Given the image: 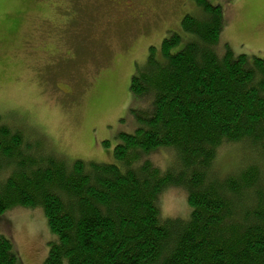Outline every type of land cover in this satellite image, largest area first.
<instances>
[{"label": "trees", "instance_id": "trees-1", "mask_svg": "<svg viewBox=\"0 0 264 264\" xmlns=\"http://www.w3.org/2000/svg\"><path fill=\"white\" fill-rule=\"evenodd\" d=\"M193 2L181 17L190 39L178 47L171 32L131 75L149 110L133 109L114 161L70 160L0 115V214L41 207L43 264H264V55L234 57L219 39L222 6ZM232 145L235 164L217 166ZM164 147L176 157L162 169L151 156ZM168 186L185 191L186 218L161 214ZM17 258L0 235V264Z\"/></svg>", "mask_w": 264, "mask_h": 264}, {"label": "rangeland", "instance_id": "rangeland-1", "mask_svg": "<svg viewBox=\"0 0 264 264\" xmlns=\"http://www.w3.org/2000/svg\"><path fill=\"white\" fill-rule=\"evenodd\" d=\"M125 1L0 0L2 120L70 160L114 161L119 134L137 126L133 109L149 110L147 97L130 92L131 75L171 32L182 36L178 47L188 41L181 17L198 11L193 0H129V9ZM210 1L222 6L219 39L232 55H264V0ZM142 6L145 17L135 20ZM238 151L221 147L217 166L230 168ZM175 157L170 147L151 156L162 169ZM158 202L165 217L189 214L179 186L166 187ZM2 234L16 246V264H43L51 234L40 206L1 212Z\"/></svg>", "mask_w": 264, "mask_h": 264}, {"label": "flooded vegetation", "instance_id": "flooded-vegetation-1", "mask_svg": "<svg viewBox=\"0 0 264 264\" xmlns=\"http://www.w3.org/2000/svg\"><path fill=\"white\" fill-rule=\"evenodd\" d=\"M125 3H126V5L128 6V9H129V5H130L129 0H126ZM143 6H142V9L141 10H136L135 11L134 17H133L135 20L143 21V17H145V13H144V10H143ZM144 8H145V6H144Z\"/></svg>", "mask_w": 264, "mask_h": 264}]
</instances>
